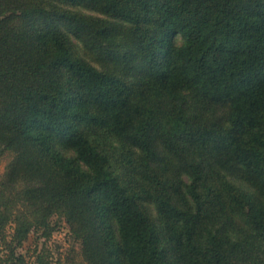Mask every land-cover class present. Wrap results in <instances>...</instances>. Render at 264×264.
<instances>
[{
  "label": "trees",
  "instance_id": "trees-1",
  "mask_svg": "<svg viewBox=\"0 0 264 264\" xmlns=\"http://www.w3.org/2000/svg\"><path fill=\"white\" fill-rule=\"evenodd\" d=\"M4 156L0 264H264V0H0Z\"/></svg>",
  "mask_w": 264,
  "mask_h": 264
},
{
  "label": "rangeland",
  "instance_id": "rangeland-1",
  "mask_svg": "<svg viewBox=\"0 0 264 264\" xmlns=\"http://www.w3.org/2000/svg\"><path fill=\"white\" fill-rule=\"evenodd\" d=\"M7 160L5 156L0 157V174ZM52 221L56 224V229L49 238H45L40 232H33L18 249L26 264H38L36 253L40 251L45 254L48 264H85L79 245L72 239L65 221L58 217H53Z\"/></svg>",
  "mask_w": 264,
  "mask_h": 264
}]
</instances>
